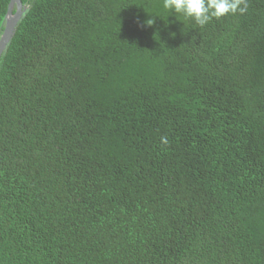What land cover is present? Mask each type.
Instances as JSON below:
<instances>
[{
  "label": "trees",
  "instance_id": "1",
  "mask_svg": "<svg viewBox=\"0 0 264 264\" xmlns=\"http://www.w3.org/2000/svg\"><path fill=\"white\" fill-rule=\"evenodd\" d=\"M21 1L0 264H264V0L202 28L162 0Z\"/></svg>",
  "mask_w": 264,
  "mask_h": 264
},
{
  "label": "clouds",
  "instance_id": "2",
  "mask_svg": "<svg viewBox=\"0 0 264 264\" xmlns=\"http://www.w3.org/2000/svg\"><path fill=\"white\" fill-rule=\"evenodd\" d=\"M162 6L169 13L175 12L185 19L193 20L202 28L214 18L243 14L248 3L247 0H162ZM146 23L152 25L155 20L149 19Z\"/></svg>",
  "mask_w": 264,
  "mask_h": 264
},
{
  "label": "water",
  "instance_id": "3",
  "mask_svg": "<svg viewBox=\"0 0 264 264\" xmlns=\"http://www.w3.org/2000/svg\"><path fill=\"white\" fill-rule=\"evenodd\" d=\"M25 9L26 7L23 5L21 0H10L5 16V28L3 33L0 35V58L11 41L15 33L16 26L22 18Z\"/></svg>",
  "mask_w": 264,
  "mask_h": 264
}]
</instances>
